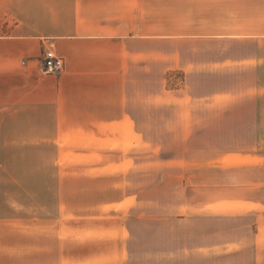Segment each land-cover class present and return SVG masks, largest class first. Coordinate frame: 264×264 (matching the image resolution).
I'll return each instance as SVG.
<instances>
[{
  "label": "crops",
  "instance_id": "crops-1",
  "mask_svg": "<svg viewBox=\"0 0 264 264\" xmlns=\"http://www.w3.org/2000/svg\"><path fill=\"white\" fill-rule=\"evenodd\" d=\"M2 28L0 264H264V0H0Z\"/></svg>",
  "mask_w": 264,
  "mask_h": 264
},
{
  "label": "rangeland",
  "instance_id": "rangeland-1",
  "mask_svg": "<svg viewBox=\"0 0 264 264\" xmlns=\"http://www.w3.org/2000/svg\"><path fill=\"white\" fill-rule=\"evenodd\" d=\"M6 31L5 28L0 29V32ZM158 44V41L155 42ZM214 43V42H213ZM212 42H207V41H197L193 40L190 38H185L183 37V40H168L167 43H164L166 45L168 51L174 50V48H177L178 55L180 59L184 62H188L190 60L193 61H206L208 58H216L217 52L214 51V49H217L215 45ZM222 45H227L228 48L230 49V54L232 56L234 55H239V51L241 50L240 47L238 46L237 42L236 43H231V42H221L218 43ZM171 52V51H170ZM169 53V52H168ZM173 58V55L171 56ZM170 58V55H168V59ZM170 74L176 75L177 79L179 78V82H177V85L181 83V79L183 78V75L179 72H171ZM170 85H174V83H171ZM207 84L202 85V87L199 88L201 92H205L207 90ZM239 121H253V116L251 115H241ZM141 181V179L139 180ZM238 221L234 222V225H238ZM229 222H225L223 220H216V236L220 239L222 235L229 233L228 227H230ZM184 234L182 236L176 234H169L166 235V240H168V244L170 242H174L175 237L179 239L180 242H183V244H189L190 243V225L189 223H186L184 225ZM130 231L132 232L133 236L138 238V240L134 241L132 244H130V249L134 251L138 250H152L156 251L157 250V243L158 239L160 238L159 236V227L155 222H151V225L147 226H142L141 223H132L130 226ZM169 246V245H168ZM190 264V263H188ZM216 264H253V260L250 258H225L223 256L216 257Z\"/></svg>",
  "mask_w": 264,
  "mask_h": 264
},
{
  "label": "built area",
  "instance_id": "built-area-1",
  "mask_svg": "<svg viewBox=\"0 0 264 264\" xmlns=\"http://www.w3.org/2000/svg\"><path fill=\"white\" fill-rule=\"evenodd\" d=\"M64 66V58L58 54L52 43L44 46V50L39 57V72L41 74H57Z\"/></svg>",
  "mask_w": 264,
  "mask_h": 264
}]
</instances>
